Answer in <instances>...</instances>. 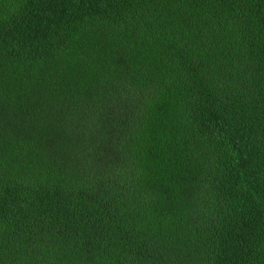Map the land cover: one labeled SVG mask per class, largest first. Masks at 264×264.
Listing matches in <instances>:
<instances>
[{
	"label": "trees",
	"instance_id": "trees-1",
	"mask_svg": "<svg viewBox=\"0 0 264 264\" xmlns=\"http://www.w3.org/2000/svg\"><path fill=\"white\" fill-rule=\"evenodd\" d=\"M0 264H264V0H0Z\"/></svg>",
	"mask_w": 264,
	"mask_h": 264
}]
</instances>
